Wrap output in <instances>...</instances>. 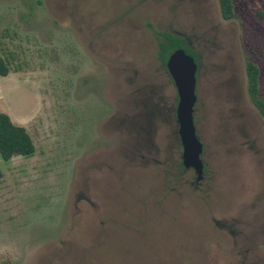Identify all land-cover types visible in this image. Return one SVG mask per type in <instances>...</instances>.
Here are the masks:
<instances>
[{
    "label": "rangeland",
    "instance_id": "obj_1",
    "mask_svg": "<svg viewBox=\"0 0 264 264\" xmlns=\"http://www.w3.org/2000/svg\"><path fill=\"white\" fill-rule=\"evenodd\" d=\"M234 4L226 21L218 0H0V113L36 148L0 155V264H264V117L247 76L250 61L264 101V0ZM163 33L199 65L200 182L155 155L163 122L140 135L147 164L130 162L102 102L107 68L111 93L138 91L152 117ZM96 124L107 137L83 138Z\"/></svg>",
    "mask_w": 264,
    "mask_h": 264
},
{
    "label": "flooded vegetation",
    "instance_id": "obj_2",
    "mask_svg": "<svg viewBox=\"0 0 264 264\" xmlns=\"http://www.w3.org/2000/svg\"><path fill=\"white\" fill-rule=\"evenodd\" d=\"M164 34L166 33L161 34L162 35L161 38L163 40L162 42H164V37H163ZM161 43L159 44L158 53L162 66L161 67L162 74L161 76L157 74V76L160 77L161 79L156 81L153 77L152 83L150 82L151 84L148 83L145 85L147 87L146 91L150 90L152 94L154 93V91H157V96L152 95L150 100L148 98L149 96L147 95V101L149 103L152 102L153 104L152 106L155 109V112L152 115V117L150 116L149 110L147 109L149 105H143L142 104L143 101H141L140 104L136 100L137 99L136 97L138 96V95L136 96V94H138V91L135 94L133 90L132 91L133 94L128 95L127 99L123 101L122 100L119 101L122 95H120L117 98L114 94L111 93L113 90L109 89V85H110V79L113 74L111 71H108L107 68L104 70V75H101L102 79H100V85H101L100 93L101 96H103L104 98V101L102 102L106 106L105 107L106 109L108 107L109 109L113 110L112 112H110L108 118L109 120H112L111 129L114 130V132H112L111 135H113L114 138H117V136L118 138H120V136L122 137L124 136V140L121 137L126 149L124 150V145H123V151H125L124 156L125 157L127 156V159L130 162L141 160L140 162L141 165L147 164L148 162L147 157H149L150 153L152 152L149 145L146 143V141H144L143 137H140V135H143V133L146 131L147 138H150V131H149L150 123L154 127V130H156L158 129L157 128L158 123L163 122V127H164L163 136H167V135L168 136L165 139L162 138L161 142H163L164 144V146L162 145V148L154 149L155 150L154 152H156L155 155L165 156L164 162L165 163L167 162L170 166L179 167L180 170L182 169L184 171L191 170V169H186L183 165L184 149L180 136V124L177 116V110L179 105V93L176 84L167 68V62L171 54L169 55L166 64H164L162 50H161ZM80 46L83 48L85 52L87 51L85 42L80 43ZM93 46L94 44L91 43L90 47L88 48L89 51L92 52V54H94L95 51ZM158 72H160V70H157V73ZM109 73L111 74V76ZM134 75L135 77H137L139 74L135 72ZM127 82H130L131 85L133 83L129 79H127ZM170 87H173L175 91L174 102L172 104L170 103L167 104L168 98L166 96V91L167 89H170ZM145 92L142 91L141 94ZM138 104H140V106ZM195 111H196V107H195ZM165 124H167V126H165ZM96 125L97 126L94 128V131L92 130V132H87V130H85L82 135L83 138H85V136L87 137L93 136V138H96V136L107 137L106 133L100 131L98 124ZM134 131L136 137H134ZM167 131L170 133H168ZM166 133L168 134L166 135ZM140 138H142V141H140ZM166 142L167 144L165 145ZM177 155H179V159H180V161L178 162L176 159ZM154 162H157V160H155Z\"/></svg>",
    "mask_w": 264,
    "mask_h": 264
},
{
    "label": "water",
    "instance_id": "obj_3",
    "mask_svg": "<svg viewBox=\"0 0 264 264\" xmlns=\"http://www.w3.org/2000/svg\"><path fill=\"white\" fill-rule=\"evenodd\" d=\"M167 68L179 93L177 116L184 149L183 165L186 169H193L197 175V182H200L204 179L205 164L202 159L204 145L195 123L199 65L185 49L180 48L169 57Z\"/></svg>",
    "mask_w": 264,
    "mask_h": 264
},
{
    "label": "trees",
    "instance_id": "obj_4",
    "mask_svg": "<svg viewBox=\"0 0 264 264\" xmlns=\"http://www.w3.org/2000/svg\"><path fill=\"white\" fill-rule=\"evenodd\" d=\"M222 18L226 21L235 18L234 0H218ZM164 42L161 43V50L164 64L170 54L186 46L183 38L164 34ZM10 68L6 61L0 57V75L8 76ZM248 91L255 106L264 117V101L260 98V69L253 62L247 63ZM36 152L35 144L26 128L16 125L5 113H0V155L5 161L14 157H30ZM3 173L0 169V179Z\"/></svg>",
    "mask_w": 264,
    "mask_h": 264
}]
</instances>
